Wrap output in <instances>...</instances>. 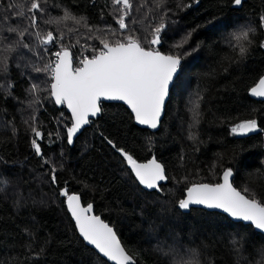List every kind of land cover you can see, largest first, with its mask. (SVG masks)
Segmentation results:
<instances>
[{"label": "trees", "instance_id": "16d2710c", "mask_svg": "<svg viewBox=\"0 0 264 264\" xmlns=\"http://www.w3.org/2000/svg\"><path fill=\"white\" fill-rule=\"evenodd\" d=\"M188 4L191 7L184 6ZM133 5L126 22L146 47L151 46L152 28L163 15L168 27L161 33V43L151 47L164 54L185 52L179 79L170 90L155 133L134 126L123 106L102 104L99 117L69 147L65 132L70 119L64 109H57L47 92H41L40 102L30 106V85L40 83L46 88L50 80L47 73H36L33 65L42 67L52 60L51 52L63 45L69 47L75 67L77 60L93 54V47H102L95 38L101 35L99 30L107 33L110 27L117 37L128 34L116 23L119 6L112 0L42 2L46 11L39 14V27L29 28L32 35L25 41L38 55L27 50L23 59L9 54L7 73H0V84L12 85L10 96L0 89V174L9 180L7 185L0 184L5 188L0 192V264H107L78 238L64 207L66 197L60 195L63 189L80 195L83 205L93 204V213L114 228L126 251L136 254V264H186L192 260L199 264H264V237L251 227L202 210L182 214L176 203L194 183H219L228 167L233 169L234 187L264 200V102L247 97L264 73V47L260 46L264 28L259 20L264 15V0H243L240 6L231 0H166L163 8L156 7V0H133ZM29 7L30 0H0V16L5 17L0 20V43L18 39L7 31L9 25L29 27L24 17L14 14L23 11L31 16ZM64 9L84 16L93 30L84 27V22L45 23L61 16ZM213 18L216 27L207 25ZM248 26L256 31L250 34L253 43L241 59L232 37ZM193 29L191 45L175 49L174 44ZM36 31H53L57 42L39 45ZM61 35L63 39H59ZM195 45H199L197 50L188 55ZM45 48L49 51L44 52ZM194 107L199 112L195 120ZM33 115L45 134L38 143L50 164L32 148ZM250 119L257 121L258 133L240 137L232 132ZM104 137L130 150L138 163L151 157L162 163L169 177L162 190H141ZM52 167L57 170L55 185L49 178ZM18 196L24 199L19 209L13 203Z\"/></svg>", "mask_w": 264, "mask_h": 264}, {"label": "snow or ice", "instance_id": "6c2138e0", "mask_svg": "<svg viewBox=\"0 0 264 264\" xmlns=\"http://www.w3.org/2000/svg\"><path fill=\"white\" fill-rule=\"evenodd\" d=\"M42 2L47 4L48 0H30L28 12L33 13L31 16L23 11H15L14 14L17 17H24L28 21L29 27L22 29L12 25L7 27V31L15 34L18 39L10 43H0V73H7L8 58L11 53H16L21 59L27 53L38 55L32 44L25 41L28 36L32 35L29 28H38L39 14L46 11ZM231 3L240 6L243 0H231ZM112 4L119 6L116 9L119 13L116 23L120 30L128 33L127 35L117 37V32L110 27L107 33L99 30L101 35L95 38L99 39L102 47H93V54L81 58L78 66L75 67H73V57L69 47L63 45L60 50L51 52L53 60H49L42 67L33 65L36 73H47L50 80L46 82L48 84L46 88L40 83L30 85L28 91L33 97L30 106L40 102L41 92H47V98L51 99L55 105H65L71 113V124L66 126V139L69 145L73 143L74 137L82 127L90 124L89 117H96L102 113L103 101L124 102L131 109L138 124L157 129L161 123L170 90L176 86L175 82L179 79V72L182 70V59L185 52L164 54L157 48L151 47L161 43V33L168 27L163 15L160 17V22L152 28L151 39L148 41L151 46L146 47L139 37L132 34L133 30L126 22L134 9L133 0H112ZM165 5L166 0H156L157 8H163ZM184 6L191 7V4ZM8 7L15 9L18 6L9 5ZM4 19L5 17L0 16V20ZM259 20L260 26L264 28V15H261ZM66 21H72L76 25L84 22V27L90 32L93 30L87 25L84 16L78 17L68 9H64L61 16L46 19L45 23ZM135 22L133 20V23ZM207 25L216 27L215 18L208 21ZM0 30H3V25H0ZM195 31L193 29L185 33L181 40L174 44V48L180 50L186 45H191V37ZM255 31V28L248 26L233 34L232 38L237 42L241 59L248 53L253 43L250 34ZM34 35L36 42L42 46L55 45L58 39L53 31L43 34L36 31ZM110 37L117 38L111 39ZM7 39L8 37H4V40ZM59 39H63V35ZM198 46H191V51L187 54L191 55V52H195ZM260 46L264 47V42H261ZM24 50H27V53ZM48 51L49 49L45 48V52ZM11 87V84H0V89H3L8 96L11 95ZM251 92L255 96L264 97V78L259 80V85L252 88ZM192 111L195 120L199 115L198 108L194 107ZM32 121L30 128L35 137L31 140L32 148L45 164H50L51 161L44 158L41 144L38 143V140L44 139L45 134L36 126L35 115ZM256 128L257 121L250 119L233 127L232 132L248 133ZM48 135L51 136L52 133ZM56 135L58 137L59 133ZM189 138L194 139L195 137L190 135ZM104 139L130 165L140 185L149 190H162L161 182L169 179L162 163L155 157L148 159L146 163H138L130 154V150L118 146L108 137ZM56 171V168L52 167L49 178L53 185L57 183ZM232 176L233 169L228 167L223 171L222 183H194L186 187V195L176 201L179 209L188 210L193 205H202L208 209L222 210L229 217L238 221L250 222L255 229L264 231V200L251 198L247 195V190L242 194V191L230 183ZM8 183L9 180L0 174V184L7 185ZM4 191L5 188L0 187V192ZM60 195L66 197L68 210L85 241L95 246L99 253L115 264H136V254L126 251L114 228L99 215L91 214L93 212L92 203L82 207L80 195L69 194L67 189L61 190ZM13 203L19 209L24 206V199L18 196ZM232 243L236 245L237 241L234 240ZM261 252H264V249H261ZM186 264H199V261L192 260Z\"/></svg>", "mask_w": 264, "mask_h": 264}, {"label": "water", "instance_id": "95a60500", "mask_svg": "<svg viewBox=\"0 0 264 264\" xmlns=\"http://www.w3.org/2000/svg\"><path fill=\"white\" fill-rule=\"evenodd\" d=\"M261 78H264V73L258 78V80L256 81V83H255V84H254V85H253V86L247 91V97H248L250 100L255 101V102H264V97L255 96V95H253L252 92H251V89H252V88L257 87V86L259 85V80H260ZM167 99H168V98H167ZM50 100H51V99H50ZM51 101H52V100H51ZM166 102H167V100H166ZM52 103H53V105H54L57 109H59V108H63L64 111H65V113L69 116V119H70L71 113H70V111L67 109V107H66L65 105H55L53 101H52ZM102 104H118V105L123 106V107L127 110V112L130 114V116H131V118H132V122H133L134 126H136L137 128H140V129L146 130V131H148V132H150V133H155V132H157L158 129H159V127H158L157 129H151V128H149V127L146 126V125H140V124H138V122H136V120H135V118H134V114L131 112V109L128 108V106H127L124 102H122V101H103ZM99 115H100V114H99ZM99 115L96 116V117H89L90 121L92 122V121L96 120V119L99 117ZM162 117H163V115H162ZM162 117H161V120H162ZM91 122H90V123H91ZM70 124H71V121H70ZM69 126H70V125H69ZM88 126H89V124L83 126L82 129L76 134V136L74 137V139H75V138H76V137L82 132L83 129L87 128ZM256 133H258V130H257V129H255V130L252 131V132H248V133H238V134H239L240 137H247V136H249V135H254V134H256ZM65 134H66V132H65ZM74 139H73V140H74ZM66 143H67V139H66ZM67 145H68L69 147H71L72 144L69 145V144L67 143ZM116 154H117V155H118V156L124 161V163L126 164V166H127L128 169H129V171L131 172L132 176L134 177V180H135L136 184L140 187L141 190L146 191V192H152V191L158 192L157 190H149V189L145 188L143 185H140L139 182H138V180L135 178L134 173L131 171V167H130V165L127 164L126 160H124L123 157H122L118 152H116ZM151 158H153V157H151ZM151 158H149V159H151ZM146 162H147V160H146L145 162H141V163H146ZM222 175H223V172L220 174V177H219V183H222V182H223V180H222ZM231 179H232V177H230V183H231ZM165 183H166V181H165V182H161L162 185H164ZM71 194H74V193H71ZM185 195H186V192L184 191V193H183V197H184ZM80 203H81V206H82V207H86V206H87V204H86V205H83L81 201H80ZM64 207H65V210H66V212H67V214H68V216H69V218H70V220H71V222H72V224H73L74 230H75V232H76L78 238L83 242L84 246H86L87 248L91 249V250H92V251H93V252H94L99 258H101V259H102L103 261H105L107 264H115V262L109 261L106 257L103 256V254L99 253V251L95 248V246L90 245V244H89L87 241H85V240L83 239V237L80 235L79 230H78V228L76 227L75 220H74V218L72 217L71 212L68 210L66 198H65V200H64ZM178 209H179V207H178ZM194 209H196V210H202V211H204V212H208V213H217V214H220V215L224 216L225 218H227V219H228L230 222H232V223H235V224L240 223V224H242V225H246V226L251 227L256 233H258V234H260V235H262V236L264 237V231H261V230H257V229H255V227H254L253 225H251L250 222L238 221V220H236V219H234V218L229 217L227 214L223 213L222 210L208 209L207 207L202 206V205H193V206H191L190 209H188V210H181V209H179V211H180L182 214H186L188 211H190V210H194ZM91 214H94V213L92 212ZM94 215H95V214H94Z\"/></svg>", "mask_w": 264, "mask_h": 264}, {"label": "rangeland", "instance_id": "374dc122", "mask_svg": "<svg viewBox=\"0 0 264 264\" xmlns=\"http://www.w3.org/2000/svg\"><path fill=\"white\" fill-rule=\"evenodd\" d=\"M45 52V50H43ZM52 56V55H51ZM54 59V57L52 56V60ZM79 63V60H77V64Z\"/></svg>", "mask_w": 264, "mask_h": 264}]
</instances>
